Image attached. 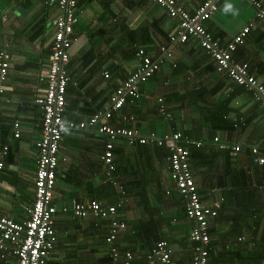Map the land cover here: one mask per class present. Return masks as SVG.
<instances>
[{
	"label": "crops",
	"instance_id": "crops-1",
	"mask_svg": "<svg viewBox=\"0 0 264 264\" xmlns=\"http://www.w3.org/2000/svg\"><path fill=\"white\" fill-rule=\"evenodd\" d=\"M203 1L177 0L190 12ZM45 2L0 0V51L6 48L11 58L0 103V160L5 163L0 215L18 222L29 218L27 209L34 203L36 143L43 118L35 99L47 88L54 37L50 21L58 15ZM77 12L67 68L66 120H89L108 110L117 87L138 65L137 48H144L160 61V69L140 86L141 97L128 100L109 123L158 137L178 130L201 142L202 148L191 155L192 172L203 203L219 208L210 219L209 264H264V164H254L251 151L257 147L264 158V108L254 93L217 72L215 61L197 41L173 45L178 21L151 0H80ZM205 26L222 45L250 26L233 61L246 64L264 84V20L252 3L222 1ZM161 97L170 105L171 120L159 113ZM17 121L19 138L14 136ZM215 137L229 148L220 149ZM106 141L90 130L65 131L54 202L63 207L74 200L110 205L123 200L119 215L127 229L119 246L134 254L133 264H159L149 262L147 255L160 241L170 245L175 264H192L194 223L170 178L169 150L119 138L113 185L101 160ZM233 146L242 147L237 155ZM54 225L58 243L49 264H124L112 260L103 222L59 212ZM242 236L246 241L239 242ZM0 264H17V259L11 256Z\"/></svg>",
	"mask_w": 264,
	"mask_h": 264
},
{
	"label": "built area",
	"instance_id": "built-area-1",
	"mask_svg": "<svg viewBox=\"0 0 264 264\" xmlns=\"http://www.w3.org/2000/svg\"><path fill=\"white\" fill-rule=\"evenodd\" d=\"M164 8L169 16L178 21V29L171 37L173 45L195 40L215 61L217 72L227 75L229 81L252 91L255 98L264 108V84L251 74L246 64L233 61V54L239 45L245 43L251 27L247 26L234 39L222 45L207 29L208 22L219 9V3L226 0H204L196 11L190 12L180 5L177 0H151ZM257 10V17L264 20V7L261 0H248ZM47 7L56 8L58 15L50 21L54 37L52 54L48 67L47 88L39 94L35 103L42 111V129L36 143L37 161L34 178V203L27 209L29 218L23 222L15 221L8 216L0 215V261L6 262L11 256L17 258V264H49L56 251L58 237L54 225L56 215L71 212L77 218H89L103 222L107 228L106 245L114 262L124 257V264H133L132 252H122L119 244L120 237L127 229V223L120 217L119 210L125 206L122 200L117 204H104L98 200L81 203L76 200L71 205L59 207L55 202L57 170L60 163L61 143L66 130H90L106 137L105 150L101 156L107 179L113 184V174L116 171L115 142L119 138H127L130 144L157 145L167 148L169 156L170 178L175 189L184 201L186 216L194 223L190 238L195 244L192 264H209L210 258V219L217 216L216 209L205 205L200 197L199 188L191 168V150L200 149L201 142L190 139L181 131H173L162 137L155 133L142 135L138 129L115 127L109 123L114 112H119L128 100L135 101L141 97L140 86L148 82L160 69V61L151 58L144 48H137L138 65L130 76L124 80L112 96L108 110L96 114L89 120L67 121V92L70 83L68 65L71 62L70 50L73 44L75 27L79 22V0H46ZM166 51V48H163ZM11 69V58L7 49L0 51V103L5 96V83ZM109 78V74H105ZM159 113L167 120L172 119L170 105L164 97L159 99ZM133 119V118H132ZM14 136H21L20 123L14 124ZM220 149L229 146L215 137ZM241 146H233L232 151L237 155ZM8 148H5V154ZM253 163L264 164V158L259 156L257 147L252 148ZM5 163L0 160V183ZM121 193L125 194L122 187ZM167 194H170L167 191ZM218 208V206H217ZM239 242L246 237H239ZM248 240H253L252 237ZM151 263L175 264L173 250L167 241L158 242L147 255Z\"/></svg>",
	"mask_w": 264,
	"mask_h": 264
},
{
	"label": "trees",
	"instance_id": "trees-1",
	"mask_svg": "<svg viewBox=\"0 0 264 264\" xmlns=\"http://www.w3.org/2000/svg\"><path fill=\"white\" fill-rule=\"evenodd\" d=\"M79 1H80V0H79ZM158 71H159V70H158ZM156 73H157V72H156ZM153 77H154V76H153ZM170 111H171V110H170ZM175 131H178V130H175ZM187 136H188L190 139H192V137H191L190 135H187ZM192 140H193V139H192ZM201 148H202V147H201ZM201 148H200V149H201ZM194 149H195V148H192V150H191V155H192V152L194 151ZM196 150H199V149H196ZM114 153H115V149H114ZM199 194H200V193H199ZM201 200H202V199H201ZM202 202H203V201H202ZM214 209H215V208H214ZM218 209H219V208L216 207V211H217V213H218ZM60 212H61V211H60ZM154 246H155V245H154ZM119 247H120V249H121V246H119ZM121 251H122V252H129V251H123L122 249H121ZM149 253H150V252H149ZM133 255H134V254H133ZM110 256H111V258H112V260H113V257H112V255H111V253H110ZM134 259H135V256H134ZM121 260H124V257L121 258Z\"/></svg>",
	"mask_w": 264,
	"mask_h": 264
},
{
	"label": "rangeland",
	"instance_id": "rangeland-1",
	"mask_svg": "<svg viewBox=\"0 0 264 264\" xmlns=\"http://www.w3.org/2000/svg\"><path fill=\"white\" fill-rule=\"evenodd\" d=\"M3 187L5 188V187H6V184H3ZM3 187H2V188H3ZM1 191H3V189H2Z\"/></svg>",
	"mask_w": 264,
	"mask_h": 264
},
{
	"label": "clouds",
	"instance_id": "clouds-1",
	"mask_svg": "<svg viewBox=\"0 0 264 264\" xmlns=\"http://www.w3.org/2000/svg\"><path fill=\"white\" fill-rule=\"evenodd\" d=\"M173 117V116H172ZM2 180V179H1ZM193 242V241H192ZM194 247H195V244H194ZM16 258V257H15ZM17 259V258H16ZM3 262V261H2ZM17 263H18V260H17Z\"/></svg>",
	"mask_w": 264,
	"mask_h": 264
}]
</instances>
